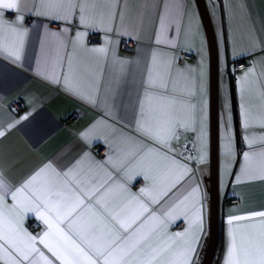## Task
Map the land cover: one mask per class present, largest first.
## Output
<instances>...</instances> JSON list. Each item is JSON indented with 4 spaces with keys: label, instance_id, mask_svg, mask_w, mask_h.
Segmentation results:
<instances>
[{
    "label": "snow or ice",
    "instance_id": "6c2138e0",
    "mask_svg": "<svg viewBox=\"0 0 264 264\" xmlns=\"http://www.w3.org/2000/svg\"><path fill=\"white\" fill-rule=\"evenodd\" d=\"M126 9L127 0H31L30 6L27 0H0V55L17 66L28 35L27 15L77 26L72 36L67 27L46 31L44 75L69 95L103 109L108 119L98 118L78 136L88 144L103 140L109 148L103 161L88 151L63 165L41 161L16 185L6 181L0 166V264H193L205 220L199 187L186 193L178 187L192 172L188 161L197 159L179 140L182 133H196L198 160H205L207 101L201 99L198 113L195 75L179 68L174 75L178 57L154 47L138 88L123 105L126 111L131 107V121L117 115L116 97L130 62L116 54L117 41L110 34L139 40L143 24V13L139 24H126ZM173 23L166 6L156 46L177 47L176 38L167 34ZM93 33L104 34L101 44L89 45ZM255 76L253 65L238 78L240 127L248 150L236 182L264 183V72ZM177 77L183 79L182 88ZM254 86L259 105L252 101ZM199 91H204L202 84ZM30 115L0 126V138ZM254 128L261 129L259 135L250 132ZM222 148L228 161L236 159L230 114ZM116 174L128 182L142 177L145 184L132 192ZM30 216L43 224L42 232L27 230ZM179 219L186 227L169 232ZM224 223L223 264H264V210L229 215Z\"/></svg>",
    "mask_w": 264,
    "mask_h": 264
},
{
    "label": "crops",
    "instance_id": "0c3cea01",
    "mask_svg": "<svg viewBox=\"0 0 264 264\" xmlns=\"http://www.w3.org/2000/svg\"><path fill=\"white\" fill-rule=\"evenodd\" d=\"M209 14L215 29L218 55V186L220 193V248L213 264H223L226 245L224 223L229 215H240L250 211L264 210V183L236 182L235 175L239 172L242 162V153L247 149L243 140V130L240 127V91L238 78L244 75L245 69L255 65V80L264 72V0H205ZM29 6L31 0H27ZM168 8L174 19V23L168 29L169 38H176V48L169 45L156 46V29L160 14ZM143 13V24L140 30V39L133 40L127 36L110 34L115 43L116 54L128 60V74L125 83L116 97L117 115L124 120L131 121L132 109L126 111L124 104L129 100V92L134 94L139 86L141 69L151 56L155 47L158 52L174 55L175 68L185 70V75H195L197 80L198 113L201 99L207 101L206 108V145L204 151L206 158L199 162L200 143L197 134L192 132L182 133V138L193 140L196 144L194 157L195 163H189L192 172L182 184L178 186L181 191L187 192L191 187L198 186L203 204L205 220L204 234L201 237L196 254L193 256V264L200 261L202 250L208 231V193L204 184V177L208 175V150H209V72L208 52L206 37L201 25L197 8L193 0H127L125 22L129 26L140 22V14ZM13 18L12 15L8 16ZM24 27L28 29L25 39L22 60L17 64L11 63L0 55V126L6 127L8 123L19 120L31 112L26 120H22L14 128L7 131L4 138H0V166L5 172V179L11 185L18 184L28 172L41 161L54 160L63 165L70 159L88 151L97 161H103L108 153V145L103 140H94L91 144L79 139L78 133L98 118L104 116L103 109L93 107L84 101L66 93L62 84L51 82L45 78L44 65L48 49L47 30L59 31L61 27L69 29L67 35L72 36L77 30L74 24H62L59 21H51L45 17L27 15ZM96 34V38H91ZM88 37L89 45H99L103 33H93ZM44 39L42 45L41 40ZM130 41V46L123 49V42ZM71 50V46L67 49ZM189 54L190 59H184L182 55ZM243 63L237 68L236 65ZM194 69L191 73L188 70ZM201 73L203 75L201 76ZM107 77V74H106ZM178 86L183 87V79L177 77ZM203 85V93L199 89ZM232 94V96H231ZM247 96L248 93L246 92ZM19 101V107L12 102ZM253 103L259 105L255 95V86L252 96ZM226 105L228 106L226 108ZM232 117V137L236 149V159L228 161L223 154L224 131L228 115ZM71 115L77 119L70 120ZM116 123V121H110ZM118 128L130 132L123 124H117ZM199 128V123L197 124ZM250 132L260 134L261 129L254 128ZM135 135V133H133ZM117 179L126 183L132 192L144 186L142 177L128 182L123 180L120 174ZM10 202V197L8 198ZM232 200H236L232 202ZM24 226L33 234L44 230L42 223L34 217L25 220ZM186 227L183 219H179L168 227L169 232L181 231Z\"/></svg>",
    "mask_w": 264,
    "mask_h": 264
},
{
    "label": "water",
    "instance_id": "95a60500",
    "mask_svg": "<svg viewBox=\"0 0 264 264\" xmlns=\"http://www.w3.org/2000/svg\"><path fill=\"white\" fill-rule=\"evenodd\" d=\"M206 37L209 72V150L208 175L204 184L208 193V231L202 257L196 264H213L220 233V193L218 186V75L219 55L215 29L205 0H193ZM232 96V94H231Z\"/></svg>",
    "mask_w": 264,
    "mask_h": 264
},
{
    "label": "built area",
    "instance_id": "2783aa9c",
    "mask_svg": "<svg viewBox=\"0 0 264 264\" xmlns=\"http://www.w3.org/2000/svg\"><path fill=\"white\" fill-rule=\"evenodd\" d=\"M91 38H96V34H93L91 36ZM130 44H131L130 41L125 40L123 42V45H122L123 46V49H125V47H127V46H130ZM182 57L184 59H190L191 58V56L189 54H184V55H182ZM242 66H243V63H239V64L236 65L237 68H240ZM19 104H20L19 101L12 102V105H14L15 107H19ZM69 119L70 120H75V119H77V116L76 115H71L69 117ZM184 143H187L188 144L189 151L191 152V155L193 156L194 155L193 140H190V139L184 137V138L181 139L180 144L182 145ZM185 154L187 155V153H185ZM188 162L193 163V164L195 163L194 160L188 161ZM234 201H236V200H232V202H234Z\"/></svg>",
    "mask_w": 264,
    "mask_h": 264
},
{
    "label": "trees",
    "instance_id": "16d2710c",
    "mask_svg": "<svg viewBox=\"0 0 264 264\" xmlns=\"http://www.w3.org/2000/svg\"><path fill=\"white\" fill-rule=\"evenodd\" d=\"M219 248H220V233H219V242H218V247H217V251H216V255H215L214 261L217 258V255H218V252H219Z\"/></svg>",
    "mask_w": 264,
    "mask_h": 264
}]
</instances>
